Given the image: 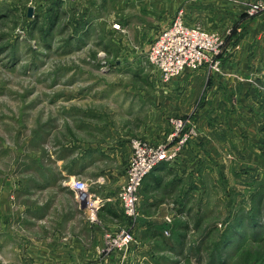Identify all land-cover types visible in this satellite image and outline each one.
<instances>
[{"label":"rangeland","instance_id":"rangeland-1","mask_svg":"<svg viewBox=\"0 0 264 264\" xmlns=\"http://www.w3.org/2000/svg\"><path fill=\"white\" fill-rule=\"evenodd\" d=\"M259 1L239 0L243 8H211L204 16L183 0H0L1 259L16 247L68 236L52 230L64 227L73 207L71 175L84 152L93 158L105 149L123 151L148 133L167 139L180 118L196 133L172 164L190 150L188 166L159 177L161 187L153 177L145 184L139 210L156 217L143 223L170 230L158 241L172 246L167 255L175 264H264V20L256 56L236 62V71L223 69L230 59L222 48L219 72L205 65L164 82L148 58L180 10L188 25L235 15L236 30L264 16L247 13ZM122 160L106 156L78 178L100 196L93 177L105 176V189L118 195ZM172 182L182 211L162 192ZM142 218L122 227L134 238L127 254Z\"/></svg>","mask_w":264,"mask_h":264},{"label":"crops","instance_id":"crops-1","mask_svg":"<svg viewBox=\"0 0 264 264\" xmlns=\"http://www.w3.org/2000/svg\"><path fill=\"white\" fill-rule=\"evenodd\" d=\"M183 2L185 4L183 6L185 7L197 8L198 10H203V13H206L204 14V16L208 14V11L211 8H227V7H234L236 5H237L236 8L238 9L243 8L242 6L240 7V4H238L239 0H183ZM232 17H236V16L222 15L216 21L214 20V22L209 23L208 21H203V22L200 21V23L203 26H205V28L209 31L219 33L221 36L225 35L223 36L224 39L225 37H227L226 38L227 40L225 39V44L223 46V49H224V56L226 58H229L230 62L225 64L223 69L226 70V68L229 69L232 68L233 70L236 71L238 61L243 62L244 57L253 58L256 56L257 54L256 51L259 50V47L256 48L254 42L256 41V37H258L261 34L259 33V35L257 36V33L260 32L261 28L263 27L262 21L264 20V16L262 15V17L254 18L253 20L247 22L245 24L247 26L243 27L244 30L242 28L243 23L241 24L240 22L239 24H241V28L236 29L238 31L241 30L242 32L240 33L239 32L237 33L234 28V24L237 18L233 20ZM198 19L201 20L200 18ZM235 26L238 27L237 24ZM230 32H233V34L227 36V34ZM260 57H264V54H262V56ZM229 69L228 71H230ZM187 73H192V71L188 70L181 73L180 75L182 77L184 75L185 77H187ZM169 134L170 133H167V136ZM147 140H149L152 143H161V142H167L168 138L157 140V138L152 136L151 133H148ZM116 148L117 147L115 148L112 147L111 149H116ZM88 149L89 146L88 147L85 146L84 150L86 151ZM120 150L122 151V146H120L119 150L116 149L114 151L105 149L104 151L102 150L94 153L93 158L88 157L90 156L91 152H84V155L80 157L81 168H79L78 170H74L73 175L71 176L73 178L74 175L76 177H81V176L87 177L88 171H90V169L93 170L95 167H97V165L100 162L104 163L103 159L105 160L106 156L116 157V159L118 158L122 160L121 156H118ZM189 151L190 150H188L186 152V155H184L186 158L184 157L181 161L174 164L162 163L155 169V171L153 170L145 178L144 183L140 190V196L145 184L149 185L154 180L157 181L158 186L161 187L162 183L159 177H165V176L166 177L168 176V178L174 177L175 175L173 174H176V172H173L174 168L185 169L186 166H188L187 158L189 157ZM131 152H132V144L130 143L129 145V143H127V145H125L124 147V150L122 151V153H124L125 156H123L124 159L122 160L121 163L122 164L121 172L124 173L123 175L124 180L126 176L125 166L131 155ZM91 155H93V153ZM179 175H183V173L181 172V174ZM152 177L153 180H150L152 179ZM93 178L94 181L92 180L93 181L92 183L98 185V188H101L102 191L100 193V196L105 202L103 208L98 212V221L96 222L91 221L89 219L87 211H83L81 208L79 210L80 206L77 203L75 194L72 192L71 195L73 197V207L70 208L69 211L64 215L63 218L64 229L61 228L62 226L58 225L55 226L56 228L52 230V232L55 233L63 232L68 236H66L64 239H59L58 236H56V238L54 239L52 238L53 239L52 241H47V242L43 240H39L35 244L34 243L28 244L25 245V247L22 246L21 248L23 249L21 251H17L16 250L17 247H16L13 251L8 253L10 255L6 256L5 259H1L0 256V264H30V260L36 264H175L169 261L167 255L169 248L172 246L166 244L167 243L166 241H165V245L161 244V242L158 241L159 238H163V235L164 236L170 235V230L166 229V227L164 226L161 227L159 225L161 227L159 228V226L155 224L148 225L143 223L145 221H148L145 220V218L152 219L156 217L155 213H150L149 208H147V211L144 212L140 217V218L142 217L145 218L139 220L141 223L136 225L135 228L133 229L137 240L132 245L130 253L123 255L120 252H116L112 254H106L102 252L105 232L107 231L115 232L118 229L126 226L125 224H127L130 220L124 214L121 203L118 201L117 192L109 189H105V185L106 186L109 185L110 180L106 179L105 176L102 175H97L94 176ZM85 179L89 180V178H85ZM177 185H178L177 182H172V184L169 185L172 187V189L163 190L162 192L168 195L170 194V196H172L173 199H177L176 196L180 192L177 190H173L176 188ZM179 187L181 186L179 185ZM157 188L158 187L147 189L148 192L147 194L157 193L156 190H159ZM176 201H177V205H175L174 208H178L179 211H182L183 208H179V206L181 205L180 204L181 199L178 198ZM163 204L165 203L163 202ZM37 217H38V221H40V223L42 222L45 223L43 224V226L45 225L46 227V222H45V219L47 218L46 213L39 212ZM62 222L63 220H61V223ZM47 229L49 228L47 227ZM167 231L168 234H166ZM142 233L144 235L143 236L144 239L143 237H141ZM12 244L14 243L13 242L11 243V246L13 247Z\"/></svg>","mask_w":264,"mask_h":264},{"label":"built area","instance_id":"built-area-1","mask_svg":"<svg viewBox=\"0 0 264 264\" xmlns=\"http://www.w3.org/2000/svg\"><path fill=\"white\" fill-rule=\"evenodd\" d=\"M261 11H264V0L251 5L247 13L256 17ZM175 15L148 50L149 61L162 80L170 82L185 71H196L205 65L212 71L219 72L222 63L218 56L224 45L223 36L203 28L199 23L188 25L183 10ZM188 124L185 119L173 120L174 132L164 143H152L145 139L132 141L125 180L118 193V201L130 220L136 221L141 216L140 190L145 178L162 163L176 161L182 147L195 135L194 129L187 128ZM70 185L80 208L88 212L91 221H98V212L105 205L104 200L91 192L88 182L78 177H74ZM166 220L171 221L170 217ZM104 237L102 252L106 254H127L134 240L130 228L107 231Z\"/></svg>","mask_w":264,"mask_h":264},{"label":"water","instance_id":"water-1","mask_svg":"<svg viewBox=\"0 0 264 264\" xmlns=\"http://www.w3.org/2000/svg\"><path fill=\"white\" fill-rule=\"evenodd\" d=\"M33 13H34V8H33V9L30 8V10H29V12H28V15H29L30 17H32V16H33Z\"/></svg>","mask_w":264,"mask_h":264}]
</instances>
